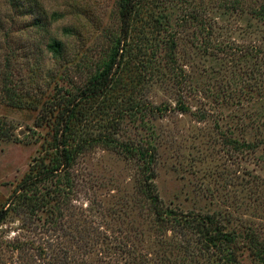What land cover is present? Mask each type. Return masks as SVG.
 I'll list each match as a JSON object with an SVG mask.
<instances>
[{
  "label": "rangeland",
  "instance_id": "374dc122",
  "mask_svg": "<svg viewBox=\"0 0 264 264\" xmlns=\"http://www.w3.org/2000/svg\"><path fill=\"white\" fill-rule=\"evenodd\" d=\"M117 1L14 0V4H8L7 0H0V24L8 41L3 43L0 32V75L4 56L12 49L15 56L10 70L11 84L21 97L15 106L3 99L0 91V211L8 206L29 165L44 155L57 120L59 96H67L83 86L95 64L107 55L110 38L119 28ZM164 4L171 13L173 28H178L177 62L193 82V90H177L171 83L156 81L143 84L141 90L129 95L132 99L140 96L152 105L165 103L169 107L161 116L148 113L145 116L154 128L151 141L158 149L154 178L157 193L164 205L184 211L204 213L221 209L226 207L223 199L232 210L231 199L218 196V188L234 166L229 154L213 137L218 132L214 128L217 122L222 128L234 123L229 115L234 108H223V117L219 109L211 108V94L217 92L220 76L216 71L227 64L198 52L192 46V36L203 28L200 17L207 21V28H212V38L217 41L233 38L241 41L238 32L247 23L235 14L222 20L219 0H162ZM183 14L189 20L175 24L174 19ZM194 15H199V19H190ZM37 20L40 25H36ZM146 34L151 36V31L148 29ZM51 39L62 41V57H54L48 50ZM180 97L193 112L206 109L205 120L198 121L191 112L176 109ZM90 106L83 110L86 114L77 125L86 136L97 134L102 124L103 114L96 115ZM125 131L119 139L137 140L146 136L137 134L132 125H126ZM139 169V163L119 149L102 144L86 149L69 171L70 180L65 187L59 186L61 182L56 177L38 185L37 196L50 192L52 200L47 205L61 227L47 229L49 211H37L38 216L30 217L9 211L0 223V264H51L54 260L46 255L50 251L56 253L58 248L71 249V254L86 263L95 262L107 249L102 240L119 237L122 235L119 229L139 240L134 241L141 252H155L159 237L149 230L150 221L135 203ZM59 210L63 213L60 220L56 216ZM130 224L139 227L142 235L125 229ZM66 232L68 235L64 236ZM50 234L58 242L48 251L46 241ZM71 235L91 239L92 244L79 248ZM122 261L119 259L116 264Z\"/></svg>",
  "mask_w": 264,
  "mask_h": 264
},
{
  "label": "trees",
  "instance_id": "16d2710c",
  "mask_svg": "<svg viewBox=\"0 0 264 264\" xmlns=\"http://www.w3.org/2000/svg\"><path fill=\"white\" fill-rule=\"evenodd\" d=\"M7 2L14 4V0ZM117 3L119 28L110 38L107 55L95 64L83 86L67 96H59L57 120L44 155L29 165L8 206L0 211V223L11 210L29 217L38 216L37 211H49L47 229L60 228L47 205L52 200L50 192L37 196L38 185L56 177L61 182L59 186L65 187L77 159L92 145L102 144L119 149L139 163L135 203L150 221L149 230L159 237L158 248L153 253L141 252L134 241L139 240L119 229L122 234L119 237L102 240L107 249L97 261L86 263L71 254V249L58 248L56 253L44 252L54 260L51 264H116L119 259L123 260L122 264H264V0H219L222 20L226 15L235 14L247 23L238 32L241 41L212 38L214 32L206 27L207 21L202 17L203 28L192 36V46L198 52L227 64L216 71L220 76L217 92L211 94V108L219 109L221 117L223 108H234L229 113L234 123L222 128L217 122L214 128L218 132L213 137L224 153L229 154L234 166L218 188V196L231 199L232 210L223 199L226 207L204 213L184 211L161 202L154 182L158 149L151 141L154 128L145 116L147 113L161 116L169 107L165 103L152 105L140 96L135 99L129 96L141 90L143 84L156 81L164 85L171 83L177 90H193V82L176 58L178 28H173L171 13L162 5V0H118ZM197 16L190 19H199ZM188 17L183 14L174 22L182 25ZM36 25H40L38 20ZM148 29L151 36L146 34ZM0 32L3 43L8 44L2 24ZM47 48L54 57H62L61 40L51 39ZM14 56L12 49L4 56L0 91L3 99L18 106L21 97L10 77ZM121 95L127 96H122L124 101ZM88 104L96 115L100 112L103 115L100 117L102 129L99 127L97 134L86 136L77 125L86 114L83 110ZM175 108L191 112L198 121L206 118V109L193 112L182 97L176 101ZM126 125H132L137 134L146 136L141 135L137 140L119 139L127 132ZM56 216L60 220L63 213L59 210ZM129 228L133 234L142 235L136 225L125 227ZM71 237L79 248L92 244L91 239L81 235ZM46 242L49 251L58 240L50 234Z\"/></svg>",
  "mask_w": 264,
  "mask_h": 264
}]
</instances>
